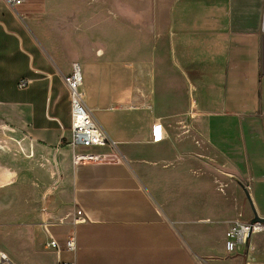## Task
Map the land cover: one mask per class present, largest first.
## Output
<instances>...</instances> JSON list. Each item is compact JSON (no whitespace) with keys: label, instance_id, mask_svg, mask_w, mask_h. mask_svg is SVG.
Instances as JSON below:
<instances>
[{"label":"crops","instance_id":"0c3cea01","mask_svg":"<svg viewBox=\"0 0 264 264\" xmlns=\"http://www.w3.org/2000/svg\"><path fill=\"white\" fill-rule=\"evenodd\" d=\"M74 62L112 162L72 163ZM0 120L54 165L14 264L259 259L225 232L264 217V0H0Z\"/></svg>","mask_w":264,"mask_h":264},{"label":"rangeland","instance_id":"374dc122","mask_svg":"<svg viewBox=\"0 0 264 264\" xmlns=\"http://www.w3.org/2000/svg\"><path fill=\"white\" fill-rule=\"evenodd\" d=\"M7 129L12 126L0 120V252L16 260L28 252L27 223L33 211H41L37 192L54 175V165L50 155L25 146L23 137L13 138ZM6 170L12 172L9 179L3 177ZM258 234L262 245L255 264H264V231Z\"/></svg>","mask_w":264,"mask_h":264},{"label":"built area","instance_id":"2783aa9c","mask_svg":"<svg viewBox=\"0 0 264 264\" xmlns=\"http://www.w3.org/2000/svg\"><path fill=\"white\" fill-rule=\"evenodd\" d=\"M9 4H17L21 0H6ZM64 81L69 89L71 102V137L67 142L71 149L72 163L78 165L81 163H109L116 158V142L108 135L104 128L94 118L90 109L84 103V93L82 90V80L79 65L74 62L72 64L71 73L64 77ZM27 84L26 79L18 82L19 87ZM153 140L161 138L159 125L152 127ZM90 147H107L108 152H94L81 150L79 148ZM264 231V223L254 222L251 220L233 221L225 232V250L231 253L237 245H245L248 236ZM72 238L65 241L63 246L53 238L46 243V248L57 253L62 250H73ZM0 264H14L12 260L4 252H0ZM58 264H75L71 261L60 260Z\"/></svg>","mask_w":264,"mask_h":264},{"label":"water","instance_id":"95a60500","mask_svg":"<svg viewBox=\"0 0 264 264\" xmlns=\"http://www.w3.org/2000/svg\"><path fill=\"white\" fill-rule=\"evenodd\" d=\"M251 222L254 223V222H261V223H264V217L262 216H259L257 214V212L255 210H253V217L251 218ZM249 239H250V235L248 236L247 238V241H246V246L249 242Z\"/></svg>","mask_w":264,"mask_h":264}]
</instances>
